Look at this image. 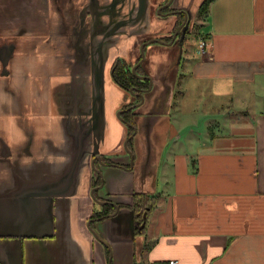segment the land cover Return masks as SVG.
<instances>
[{"label":"crops","instance_id":"obj_1","mask_svg":"<svg viewBox=\"0 0 264 264\" xmlns=\"http://www.w3.org/2000/svg\"><path fill=\"white\" fill-rule=\"evenodd\" d=\"M87 1L0 0V264H264V0H213L204 32L189 38L210 47L196 54L190 43L182 55L209 88L202 125L171 118L159 149L136 139L130 169L99 163L103 197L120 209L96 220L85 175L95 156L126 149L106 89L132 22L124 7L109 24ZM105 34L119 39L86 78L90 49L74 37ZM136 193L159 196L141 230Z\"/></svg>","mask_w":264,"mask_h":264},{"label":"rangeland","instance_id":"obj_2","mask_svg":"<svg viewBox=\"0 0 264 264\" xmlns=\"http://www.w3.org/2000/svg\"><path fill=\"white\" fill-rule=\"evenodd\" d=\"M164 1L166 0H148V2H146L148 16L146 17L142 31H139L132 37H127L130 38V47L123 44L119 45L121 49L120 57L127 60L130 66H134L136 58L141 54V46L143 43L151 40L167 38L172 35L175 24L174 18H162L159 16L160 5ZM200 2V0H174L172 7L175 9H189L195 16L198 14L197 8ZM195 23L196 26H193L198 33H203L205 28L204 19L197 16ZM195 38L197 39V43ZM199 38L200 37H192L187 40L183 52L184 57L188 50V44L190 43L193 45H191L193 48L192 52L196 54L199 53L196 52V45H198ZM145 51V60L142 63L141 69L144 75L152 79L154 84L152 90L145 93L144 103L136 107L137 109H135V111L145 114L150 113V120L152 121L150 128L147 130L143 129L138 134L137 140L144 138L146 149L148 147L159 149L162 146L161 141H164L172 127L171 118L180 117L182 115L181 117L188 121L193 117V119L199 121V124L195 125L199 130L198 125H202V114L206 109L205 103L208 102L206 101V97L210 96V94L209 88L207 86L204 87L202 80L194 79L188 74L189 62L187 60H184L182 64H178V56L180 53L179 46L167 45L162 42H153L146 46ZM109 83L110 85L107 84L106 91L108 94L109 92L114 93L115 97L114 107H112V115L114 119L119 122V126H121L124 124V120L120 116L122 106L128 103L137 104V96L132 95L128 89L119 85L113 77ZM163 88H166L167 90V96L161 100L163 105L162 107L153 109V102L160 95ZM110 97L111 96L109 95V98ZM157 123L164 126V134H162V136L156 133L155 127ZM200 130L202 131L201 128ZM133 155L136 157L135 153H133ZM109 158L127 164H131L132 161V165L133 162L136 163L137 160H140V157L138 156L136 157V160L133 159L131 153H129L127 149H125L122 154L109 156ZM89 173L91 174V177L95 178V173L100 174L101 172L91 165L86 171V178ZM106 184L107 182L104 183V190H97V197H103V191L108 189V186L106 188ZM92 189L90 190V194L93 197L91 192ZM93 198L95 199V197ZM95 201L97 200L95 199Z\"/></svg>","mask_w":264,"mask_h":264},{"label":"flooded vegetation","instance_id":"obj_3","mask_svg":"<svg viewBox=\"0 0 264 264\" xmlns=\"http://www.w3.org/2000/svg\"><path fill=\"white\" fill-rule=\"evenodd\" d=\"M173 1L174 0H172V2L168 6H167V4L170 2V0H166V1L162 2L160 5L159 16L162 18L173 17L174 23H175L174 27H173L172 35L168 36L167 38H161V39L165 42L173 41L172 45H176L179 47L181 46V42H182L183 50H184L186 42L190 38V36L196 35V32H194V29H195L194 26H196L195 20L197 18H196V15L194 16L193 13L191 12V10H189V9H175V8H173L172 7ZM146 2H148V0H138L136 2L134 0H88L85 4H83L84 6L82 7V9L86 10V9L90 8L93 12H95V10L98 9L96 11L98 14L102 13V14H107L109 16L108 17L109 20L107 21V23L110 24L113 20L112 18H115L113 16H115V15L120 16V14H121L120 11H122V9L124 7H127L128 13L130 14L129 15L130 18L127 16H124V15H122V16H124L123 19H125L123 21H125V22L131 21L132 22L131 26L129 25V29H128L129 32L127 34L128 37H132V36H134V34H137L139 31H142V27L144 25L146 17L148 16L147 15L148 14V8L146 7L147 6ZM79 12L84 15L83 10H80ZM80 17H81V15H80ZM101 21H103V20H101ZM80 23H82L83 25H85L87 23H89V24L92 23L93 29H95V27L98 25L97 20L88 21L83 16L80 19ZM83 31H84V33H86L85 28H83ZM182 37H184L183 40H181ZM71 38H73V37H71ZM168 38H172V39L167 40ZM118 39H119V37H117L115 35H106V34L103 35L102 37H93V35L91 37H74L75 44H78V48L82 49L83 46L85 48V46L87 44V46L90 49V50L88 49L89 50V54H88L89 60L87 61V63L90 62V58H91V67H89L86 64V68H83V70L85 72L88 71L89 73H92V70H93L92 66L93 65H94V67L98 66L97 62L94 59V56L96 54H99L100 51L102 54L108 55L111 47H113V45L115 43H117ZM161 39H159V40H161ZM146 46H145V48H146ZM145 55H146V51H145ZM141 58H142V52L136 58V60L134 62V66L129 65V69L131 71L135 66L138 65V63L141 61ZM118 59L125 60L123 57H120V56L116 59V61ZM144 60H143V62H144ZM116 61H114V64L116 63ZM125 61L127 62V60H125ZM142 63L136 68V73L139 75H144L143 71L141 73L139 72V70L142 67ZM114 64H113V66H114ZM113 66H112V70H111V75H112L113 79L115 80V78L113 76ZM144 76H146V75H144ZM138 78L142 81L148 80L149 86L148 87H143V86L127 87L126 89H128L129 92L132 93V95L137 96V104H133V103L132 104L131 103L124 104L122 106V110L120 113V116L123 118L124 124L127 128L126 140H129L128 145H129V148L131 149V152H132L131 155H132L133 159H135V160H136V157H134V155H133V153H135V150H134L135 141L137 139L138 134L143 130L142 126H140V124L138 126L136 123L137 122L140 123L141 121H143V124H145L146 121L150 120V113H146V114L145 113H138L137 111H135V109H137L136 107H138L144 103L145 98L142 100V96H144L146 92L151 91L153 88V84H154L152 81V86H151L150 80L148 78H146V79H142L140 77H138ZM162 92H161L162 94L160 93V95L154 100L153 109H156L159 106L158 105L159 101L164 99L167 96L166 88H163ZM129 111H132L134 113V115L132 117L130 116V118H126L125 116L129 117ZM133 118H134L135 124H133V122L131 121ZM129 127L133 129V132L131 135L128 136ZM134 127L137 128L136 133H135ZM98 157H101V156H95V158H96V159L94 158L95 159V165L93 164V167H95L98 170L101 169L99 166L100 164H101V167L103 165L104 166H106V165L115 166V165L119 164L117 162L112 161V159L109 157H106V156L103 157L102 156L101 161L98 159ZM126 166H127V168L130 169L133 166L132 161H131V164L129 163ZM122 167H124V166L122 165ZM101 171H102V169L100 170V172ZM95 174H96V177L94 178L95 198L97 199L98 203H100V201L103 203H100L102 210H100L99 212H96L94 214V217H93L94 220H96L98 218L104 219L106 217L108 218V216H113L120 209V206L117 203L111 201V199H109L107 197H99V196L96 197L97 190H99L103 187L104 174L102 172L100 174H98V173H95ZM129 208L131 210L133 209V212L135 214V219H136L135 222H136L137 230H141V228L144 227V221H145L144 219L146 216V213H145L146 211H144V212L138 211L137 212L135 206H133V202H132V204H130Z\"/></svg>","mask_w":264,"mask_h":264},{"label":"trees","instance_id":"obj_4","mask_svg":"<svg viewBox=\"0 0 264 264\" xmlns=\"http://www.w3.org/2000/svg\"><path fill=\"white\" fill-rule=\"evenodd\" d=\"M212 2L213 0H204L201 6L199 7L198 16H200L201 18L207 16ZM171 39L172 38H168L167 40H171ZM182 63H183V57L180 64ZM139 72L141 73L142 69H140ZM113 76L117 81V83L125 88L133 87V86H143V87L149 86V81L140 80L138 76L129 69V64L123 59H118L114 64ZM133 115L134 113L132 111H129V117L128 116L125 117L130 118V116L132 117ZM131 121L133 122V124H135L134 118ZM132 132L133 129L129 127L128 136L131 135ZM158 198L159 196L157 194L154 195L149 193H136L134 194L133 197V206H135L137 212L138 211L148 212L157 205Z\"/></svg>","mask_w":264,"mask_h":264},{"label":"water","instance_id":"obj_5","mask_svg":"<svg viewBox=\"0 0 264 264\" xmlns=\"http://www.w3.org/2000/svg\"><path fill=\"white\" fill-rule=\"evenodd\" d=\"M172 2V0H170V2L167 4V6L170 4ZM183 38L184 37H182L181 38V40H183ZM162 42V43H164V44H168V45H172L173 44V41H171V42H165V41H163V40H151V41H149V42H146V43H144L142 46H141V52H142V58H141V61L138 63V65L137 66H135L133 69H132V71H133V73H135L138 77H140V78H142V79H146V78H148L149 80H150V84H151V86H152V80H151V78L150 77H147V76H144V75H139V74H137L136 73V68L143 62V60H144V58H145V46L147 45V44H150V43H153V42ZM183 45H182V42H181V46H180V53H179V56H178V64L181 62V58H182V55H183ZM85 75H87V77L86 78H88V76H89V72L87 71V73H85ZM92 76V78H94L95 77V73H94V71H92V74H91ZM96 91H97V96H99V94L100 93H104V78L103 77H101V80H100V82H98V79L96 80ZM144 99V96H142V100ZM143 102V101H142ZM141 104V103H140ZM135 126V125H134ZM135 128V133H136V131H137V128L136 127H134ZM128 142H129V140H126L125 141V143H124V145H125V148L129 151V153H132L131 152V149L129 148V145H128ZM96 159V158H95ZM95 159H93V161H92V164H94L95 165ZM98 159L101 161V157H98ZM75 162H73V164H74ZM75 170H76V168H75ZM68 176H69V174H71L73 177H74V172L73 171H70V170H68ZM92 195H93V197H95V193H94V190H92ZM54 196H57V195H54ZM96 199V198H95ZM97 200V199H96ZM100 203H103V202H101L100 201ZM94 220V219H93ZM90 224V223H89ZM92 230V229H91ZM93 231V230H92ZM96 235V237L98 238V239H100L99 238V236L97 235V234H95ZM57 262V261H56Z\"/></svg>","mask_w":264,"mask_h":264},{"label":"built area","instance_id":"obj_6","mask_svg":"<svg viewBox=\"0 0 264 264\" xmlns=\"http://www.w3.org/2000/svg\"><path fill=\"white\" fill-rule=\"evenodd\" d=\"M210 47V41L207 38L201 37L198 42V50L200 53H204ZM168 264H178L175 259L169 261Z\"/></svg>","mask_w":264,"mask_h":264}]
</instances>
